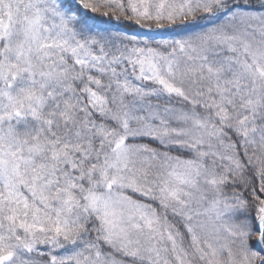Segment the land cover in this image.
<instances>
[{
	"label": "snow or ice",
	"instance_id": "6c2138e0",
	"mask_svg": "<svg viewBox=\"0 0 264 264\" xmlns=\"http://www.w3.org/2000/svg\"><path fill=\"white\" fill-rule=\"evenodd\" d=\"M0 264H264V0H0Z\"/></svg>",
	"mask_w": 264,
	"mask_h": 264
}]
</instances>
